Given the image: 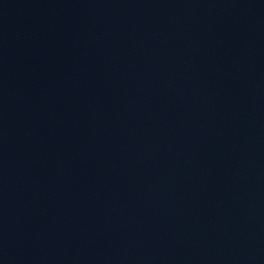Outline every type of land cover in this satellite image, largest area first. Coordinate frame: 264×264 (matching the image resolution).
Instances as JSON below:
<instances>
[{"label":"water","instance_id":"water-1","mask_svg":"<svg viewBox=\"0 0 264 264\" xmlns=\"http://www.w3.org/2000/svg\"><path fill=\"white\" fill-rule=\"evenodd\" d=\"M0 264H264V0H0Z\"/></svg>","mask_w":264,"mask_h":264}]
</instances>
